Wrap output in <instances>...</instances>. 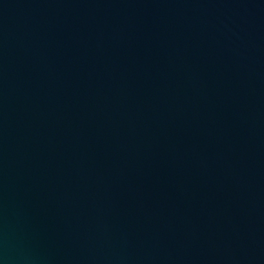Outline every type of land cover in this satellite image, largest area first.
Instances as JSON below:
<instances>
[{
  "label": "water",
  "instance_id": "1",
  "mask_svg": "<svg viewBox=\"0 0 264 264\" xmlns=\"http://www.w3.org/2000/svg\"><path fill=\"white\" fill-rule=\"evenodd\" d=\"M0 264H264V0H0Z\"/></svg>",
  "mask_w": 264,
  "mask_h": 264
}]
</instances>
